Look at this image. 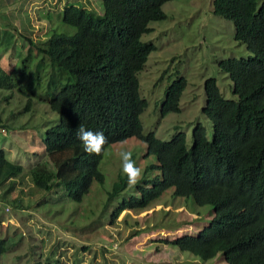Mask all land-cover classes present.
<instances>
[{"label":"trees","instance_id":"16d2710c","mask_svg":"<svg viewBox=\"0 0 264 264\" xmlns=\"http://www.w3.org/2000/svg\"><path fill=\"white\" fill-rule=\"evenodd\" d=\"M167 1L102 0L101 14L68 5L61 22L73 32L48 29L44 43L32 41L43 58L36 65L38 84L45 81L44 100L58 120L42 140L47 160L25 173L43 190L52 189L57 180L72 200L81 201L94 181L104 182L99 163L105 149L136 136L155 156L160 173L139 186V198L123 201L112 220L123 210L144 209L171 188L176 197L211 206L213 215L196 234L164 237L163 243L202 261L220 252L227 264H264V0H213V13L232 21L234 39L251 55L218 64L232 81L236 99H225L214 78L205 80L202 113L211 122L212 137L197 122L190 147L181 131L167 141L153 132L141 133L139 116L146 101L139 95L137 74L155 49L141 36L152 30L150 22L166 17L162 6ZM16 84L12 72L0 66V89ZM185 84L179 78L167 88L162 115L180 110ZM80 125L103 132L107 143L101 155L84 151L76 138ZM22 172L0 149V185ZM4 250L0 239V253Z\"/></svg>","mask_w":264,"mask_h":264},{"label":"rangeland","instance_id":"374dc122","mask_svg":"<svg viewBox=\"0 0 264 264\" xmlns=\"http://www.w3.org/2000/svg\"><path fill=\"white\" fill-rule=\"evenodd\" d=\"M212 2L167 1L162 6L166 17L150 22L152 30L141 36L155 46L137 74L139 95L146 101L139 116L143 135L153 132L167 141L181 131L190 147L198 122L211 139V122L202 113L207 78L216 80L225 99H236L232 81L218 64L248 58L251 52L234 39L232 21L213 13ZM68 5L102 13V0H0V66L17 82L13 89H0V149L23 168L14 182L0 185V239L5 248L0 264H227L220 252L202 261L163 243L164 237L196 234L213 215L211 206H196L190 198L174 196L171 188L144 209L123 210L112 220L123 201L139 198V186L160 173L155 156L136 136L105 149L99 163L104 182L94 181L81 201L72 200L61 182L55 180L52 189L43 190L25 173L47 160L42 140L58 120L44 100L45 81L38 84L36 65L43 58L33 43H44L49 30L73 32L61 22ZM43 67L46 73L50 69L46 59ZM179 78L186 80L180 110L162 115L166 90ZM125 150L142 170L135 186L122 173L119 153Z\"/></svg>","mask_w":264,"mask_h":264},{"label":"clouds","instance_id":"9594fccd","mask_svg":"<svg viewBox=\"0 0 264 264\" xmlns=\"http://www.w3.org/2000/svg\"><path fill=\"white\" fill-rule=\"evenodd\" d=\"M76 138L83 145L84 151L89 155L99 156L104 150L107 138L103 132H95L80 125L76 130ZM122 163V173L127 177L130 186H135L142 179V170L136 166L130 151L119 153Z\"/></svg>","mask_w":264,"mask_h":264},{"label":"crops","instance_id":"0c3cea01","mask_svg":"<svg viewBox=\"0 0 264 264\" xmlns=\"http://www.w3.org/2000/svg\"><path fill=\"white\" fill-rule=\"evenodd\" d=\"M15 180H16V178H13V179H11L9 181H6L5 183L14 182ZM5 183H3V184H5Z\"/></svg>","mask_w":264,"mask_h":264}]
</instances>
